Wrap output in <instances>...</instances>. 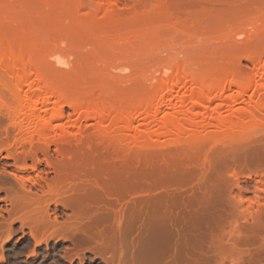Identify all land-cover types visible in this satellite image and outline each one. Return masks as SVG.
Segmentation results:
<instances>
[{"label":"bare ground","instance_id":"1","mask_svg":"<svg viewBox=\"0 0 264 264\" xmlns=\"http://www.w3.org/2000/svg\"><path fill=\"white\" fill-rule=\"evenodd\" d=\"M238 31L241 30H237L234 38ZM246 44L242 45L246 46L243 48H246L247 58L257 60L252 53L248 54L250 48ZM4 47H0V57L4 60L1 68L10 70L17 66V92L20 93L24 85L29 86L18 109L25 114L23 121H28V133L37 132L43 137L45 154L42 155L47 156L43 163L50 168L53 166L57 185L74 183L68 188L67 197L54 201L55 205L72 211L70 218L59 223L55 213L51 220L49 205L47 209L34 210L24 220H29L33 237L39 235L43 240L53 236L74 241L81 247L74 244L82 251L80 253L94 250L95 255L108 256V260L103 257L106 264H264V207H258L255 213L249 212L250 215L247 213L252 223L248 222L243 208L246 202L252 207L264 197L259 195L264 193V180L255 181L254 187L259 193L255 198L244 197L249 187L242 186L247 179L264 176V64L252 79L242 78L233 70H227L220 77L212 75L204 79L194 71L187 74L181 70L182 73L171 75L169 80L164 78L167 84L160 83L163 94L166 92L165 95L173 97L165 107L154 108L155 101L148 98L136 109L135 115L131 114L132 118L128 115L130 102L127 103V97L128 106L123 101L125 105L115 109L98 106L96 101L87 103L92 110L87 114L83 112L84 115L78 112L77 117L79 121L95 119L99 122L100 137L107 145L103 142L96 146L86 145L89 149L85 151L86 147L76 150L77 145L71 146L73 140L72 148L65 147L82 127L79 121H65L64 104L77 111L83 104L82 98L54 96L39 78V69L28 71L33 64L30 55L17 60L12 56L17 54L18 48L8 43ZM10 57L13 58L11 63ZM33 74L34 79L30 77ZM233 85L235 93L231 90ZM40 91L44 92L43 96ZM246 95L248 101L244 99ZM36 103H42L45 108ZM246 124L261 128L253 136L228 140L232 132L238 134L236 131ZM168 129L173 130L170 137ZM58 130L62 132L61 139L68 138L67 144L63 140L65 152L55 146L57 155L63 158L61 163L48 156L52 143L58 142L48 137ZM121 136L132 150L126 148ZM113 141H118L117 144L121 141L117 150L122 148L127 152L122 154V150L121 153L113 148L112 144L116 145ZM34 153L32 151L35 157L32 159L41 164ZM21 181L25 185L24 180ZM4 185L0 183V189ZM57 187L53 189L60 191ZM19 203L34 204L27 199ZM262 203L260 206H264ZM39 240L37 243L45 242ZM127 251L131 252L130 257ZM170 251L172 254L167 256Z\"/></svg>","mask_w":264,"mask_h":264},{"label":"rangeland","instance_id":"2","mask_svg":"<svg viewBox=\"0 0 264 264\" xmlns=\"http://www.w3.org/2000/svg\"><path fill=\"white\" fill-rule=\"evenodd\" d=\"M64 1L66 0H0V47L4 49L7 43L16 46L19 51L12 57L17 60L30 55L33 64L29 65L28 71L39 69V78L54 96H76V100L77 96L82 98L83 104L77 107V111L64 104L66 122H78L79 113L84 115L92 110L89 107L92 101H96L97 105L107 106L108 109H115L122 104L124 106L128 99V115L131 118L148 98L155 101L154 108L165 107L173 97L165 95L166 92L163 94L161 85L169 80L168 77L181 70L187 74L194 71L202 76L201 79L212 75L220 77L227 70H233L242 78L252 79L261 72L264 64V48H261L264 46V0H184V3L183 0H69L73 6ZM248 28L252 30L249 31ZM237 30L241 31L234 38ZM249 33L255 34L254 37ZM241 41H245L243 45L247 43L250 48L247 53H252L257 60L250 61L247 58L246 48H243L246 46L240 44ZM255 41L261 45L258 46ZM235 44L242 45V50ZM258 47L261 49L258 50ZM12 57L8 58L9 63L13 62ZM3 61V57H0V183L5 184L0 189V264H106L108 256H103L107 258L105 260L102 256L95 255V252L92 253L94 250L80 253L81 247L78 244L79 249L74 247V241L59 240L52 236L49 239L45 237L48 242L43 238L45 242L37 243L42 236L33 237L29 220L24 221L34 210L44 209L48 205L49 208L46 209L51 220H54L55 213L59 223L68 220L72 211L64 209L60 204L55 205L54 201L67 197L68 188L74 183L66 184L68 186L57 185L53 166L50 168L43 163L47 157L42 155L45 154L43 137L37 132L28 133V121H23L25 114L21 112L23 110H19L21 99L29 86L26 84L20 93L17 92L15 79L19 70L17 66L10 70L2 69ZM234 86L231 90L235 93ZM43 93L40 91V96ZM244 99L248 101L249 98L246 95ZM31 100L35 104V99ZM36 105L45 108L42 103ZM225 108L227 109V105ZM132 113L134 115L131 116ZM79 122L81 131L76 133L75 139L72 136L65 147L77 145L76 150L86 147V151L89 149L88 145L96 146L103 142L99 122L95 119ZM260 128L258 125L246 124L241 128L243 131H236L238 134L232 132L228 140L238 141L253 136ZM168 130V136H171L173 130ZM123 136L121 141L125 139ZM61 137L60 130L48 137L50 141L58 140L54 145L52 143L51 150L47 153L49 157L51 155V159L48 158L55 162L57 160V163H61L60 159L63 158L57 155L55 146L62 148L64 141L67 144L68 140ZM121 141L118 144H122ZM117 142H114L116 145L112 144L116 150ZM123 143L127 146L129 142ZM128 147L130 144L126 148L129 149ZM38 149H42V152L40 150L39 153ZM121 150L123 151L122 148L117 151ZM129 150H132L131 147ZM32 151L37 153L41 164L32 159ZM62 151L65 152L63 148ZM126 152L125 149L122 154ZM23 155H28L32 160ZM261 179L264 180V176L253 177L242 183L243 187H249V191L243 193V196L255 198L259 194L254 187L255 181ZM21 180H24L25 185ZM52 182L60 191L51 187ZM259 195L263 197L264 193ZM22 199L33 201L34 204L25 206L19 203ZM261 200L259 203L263 202L264 205V197ZM259 203L250 207L246 202L243 207L247 210L243 209L245 215L255 213L258 207H264ZM249 218L250 216L247 218L248 222L252 223ZM170 254L172 251L167 256ZM130 255L131 252L127 251V257Z\"/></svg>","mask_w":264,"mask_h":264}]
</instances>
